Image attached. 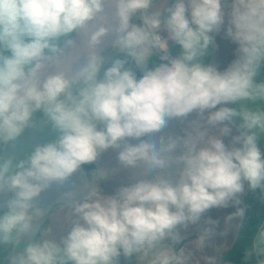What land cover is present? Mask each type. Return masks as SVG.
Returning <instances> with one entry per match:
<instances>
[{"label":"clouds","instance_id":"1","mask_svg":"<svg viewBox=\"0 0 264 264\" xmlns=\"http://www.w3.org/2000/svg\"><path fill=\"white\" fill-rule=\"evenodd\" d=\"M107 2L0 0V146H17L41 110V126L51 123L58 133L15 165L12 156L0 160V201L9 205L0 214V247L17 246L43 216L33 203L43 191L108 149L119 150L120 167L99 170L103 179L109 171L132 172L131 183L114 194L98 185L72 204L66 236L35 240L7 264H120L121 257L129 264L134 257L137 264H190L191 253L176 247L181 229L211 208L239 205L246 185L264 193L258 146L264 110L227 106L264 100V82L255 81L264 63V0H231L225 36L237 45L236 58L223 71L203 63L225 24L222 0H111L118 25L107 54L96 51L110 32L101 25L89 36L87 64L71 79L60 72L41 86L40 74L59 62L62 44L87 32ZM170 42L181 46L179 56ZM158 53L161 63L149 67ZM132 62L141 66L139 77ZM193 112L204 125L192 121L190 131L159 147L142 139ZM139 168L142 178L133 171ZM244 215L237 207L229 217ZM211 232L206 228L198 239ZM253 257L264 264V225L245 252L246 260Z\"/></svg>","mask_w":264,"mask_h":264},{"label":"crops","instance_id":"2","mask_svg":"<svg viewBox=\"0 0 264 264\" xmlns=\"http://www.w3.org/2000/svg\"><path fill=\"white\" fill-rule=\"evenodd\" d=\"M231 7V0H222V8L226 14L225 24L222 26L220 32L215 35L216 47L203 58V63L214 64L220 71L226 69L236 58L235 50L237 45L225 36L227 13L230 12ZM133 22L135 23L137 21L134 19ZM161 35L166 36V33H161ZM66 44L67 43H63L62 47ZM109 48L103 52L106 51L107 54ZM170 52L173 56H179L182 53V48L181 46L170 42ZM160 55H162V53H158L152 57V63L149 64V67L161 63L159 59ZM130 66L137 74L141 73V66L137 65L135 62H132ZM102 74L103 73H101V75ZM255 81L257 83L264 82V63L261 64L258 74L255 77ZM227 106L264 110V100L242 102L240 105L229 104ZM205 115H207V113H205ZM45 119L46 117L44 116L43 111H37L33 116V126L25 129L23 137L17 146H0V160L7 156H12L14 157L13 165H15L24 158L28 151H30L31 146L35 147L37 145H44L57 139L58 133L53 131L51 123H48L43 127L41 126V122ZM192 121H198L201 125H204V122L200 120L197 113L193 112L192 114H189L186 119L170 121L168 127L163 131L143 137L142 139L151 141L159 147L162 143L167 142L169 138L180 137L185 134L186 130L190 131ZM240 122V118L237 117L232 125L234 135L238 134L236 125ZM218 127L219 126H217V128ZM217 128H210L209 131L214 134L217 131ZM130 142L136 144L140 141L131 140ZM225 143H228L227 138L225 139ZM258 146L260 147L262 154H264V132L259 134ZM118 151L119 150L108 149L100 155L96 162L83 165L85 170L90 168V170H86V172L90 179L92 189H95L100 185L103 192L114 194L120 186H127L131 183L132 172L127 169L118 173H112L109 171V175L105 179H103L101 173H98L99 170H111L120 167L118 162ZM176 154L179 155V151H177ZM133 171L135 172L136 178H142V168ZM240 201L241 203L237 206L211 208L203 214L200 222L189 226L187 229L180 230L183 239L180 244L176 245V247L183 246L186 251L191 253L190 264H256L255 257L248 260L245 259V252L250 248L252 238L258 231L259 227L264 225V193H262L260 189L249 191L246 185L245 193L241 194ZM5 203H8V201H0V208ZM237 207L245 209L243 221L239 218L229 217L235 213ZM6 211H8V209H0V214H3ZM62 212L69 214L67 219L63 221L61 219ZM73 218L72 206L66 204L54 206L48 214L47 222L42 226L35 240H38L44 228L52 221L56 231L52 232L50 235L51 240L59 241L60 238L67 235V229L70 227ZM209 220L214 221V223H210ZM206 228H211L212 232L206 241L201 242L198 237L204 233ZM14 246L15 245H10L4 248L0 247V264H7V257L11 256V251ZM120 264H129V262L121 257ZM131 264H137L135 257L131 261Z\"/></svg>","mask_w":264,"mask_h":264},{"label":"water","instance_id":"3","mask_svg":"<svg viewBox=\"0 0 264 264\" xmlns=\"http://www.w3.org/2000/svg\"><path fill=\"white\" fill-rule=\"evenodd\" d=\"M100 16L102 18L89 22L87 32L81 31L77 33L73 44H66L63 47V53L60 55L58 63H48L46 65L40 74L41 86L48 76L60 72H64L65 75L71 79L78 70L87 64L89 53L88 39L91 32L95 31L97 27L103 25L110 29L109 34L103 39L102 44L97 47V53H102L112 46L117 38L115 28L118 25V19L116 17L115 4L112 3L111 0L105 3L104 11ZM91 190V182L83 166L63 185L53 183L34 200L33 203L42 209L44 214L33 222L30 232L23 234L19 238L18 245L24 249L27 244L34 242L38 232L47 222L48 214L54 206L59 204L72 206L76 201L82 202L89 195ZM68 193H73L74 195L69 198L67 195ZM8 207V203H5L0 209H8Z\"/></svg>","mask_w":264,"mask_h":264},{"label":"rangeland","instance_id":"4","mask_svg":"<svg viewBox=\"0 0 264 264\" xmlns=\"http://www.w3.org/2000/svg\"><path fill=\"white\" fill-rule=\"evenodd\" d=\"M62 209H66V208H62ZM68 216H69V214H67L65 212H62V217H61L62 221L63 220H66ZM55 231L56 230L54 228V224L51 221L50 224H48L44 228V230L42 231L41 236L38 238V240L51 239V236L50 235L52 234V232H55ZM23 250H24L23 248H20L15 255H18V254L22 253Z\"/></svg>","mask_w":264,"mask_h":264},{"label":"trees","instance_id":"5","mask_svg":"<svg viewBox=\"0 0 264 264\" xmlns=\"http://www.w3.org/2000/svg\"><path fill=\"white\" fill-rule=\"evenodd\" d=\"M139 74H140V73H139ZM139 74H137L138 77H139ZM86 170L88 171V170H90V168H87ZM20 248H21L20 245L14 246V247H13V250L11 251V256H12V255H15V254L18 252V250H19ZM177 248H179V247H177Z\"/></svg>","mask_w":264,"mask_h":264}]
</instances>
